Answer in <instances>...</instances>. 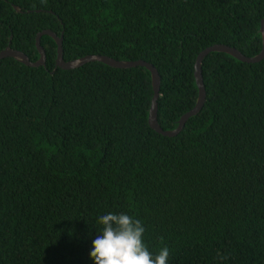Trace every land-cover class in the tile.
<instances>
[{
	"label": "trees",
	"instance_id": "1",
	"mask_svg": "<svg viewBox=\"0 0 264 264\" xmlns=\"http://www.w3.org/2000/svg\"><path fill=\"white\" fill-rule=\"evenodd\" d=\"M263 19L264 0H0V53L36 62L50 30L66 62L150 63L170 131L197 104L199 54L257 56ZM41 45L45 67L0 60V264H95L109 213L139 219L166 264H264V60L209 55L204 108L170 138L150 127L146 68L64 70Z\"/></svg>",
	"mask_w": 264,
	"mask_h": 264
},
{
	"label": "water",
	"instance_id": "2",
	"mask_svg": "<svg viewBox=\"0 0 264 264\" xmlns=\"http://www.w3.org/2000/svg\"><path fill=\"white\" fill-rule=\"evenodd\" d=\"M15 9L19 13L22 12L19 7H15ZM260 33L262 35L263 48L260 54H258L255 57H252V58L246 57L244 54H242L237 49L229 47V46H225V45H215V46L209 47L199 54L196 60V65H195V78H196L197 86L199 89V97H198L197 104L193 110H191L190 112H188L181 118V120L179 121L178 127L175 130H170V131L163 130L158 123V100L160 97L161 77L157 69L150 63H147L145 61H135V62L118 61L113 58H109L107 56H99V55H90V56H86V57H83V58H80L74 61L66 62L64 59L63 36L59 37L56 33L50 30L43 31L42 33H39L37 35L36 46L40 54V58L38 61L32 62L30 58L24 53L12 49L11 44L3 52L0 53V60L6 59V58H13L16 61L28 67H32V68L45 67L47 57H46L45 49L41 45V40L43 36H49L55 40L58 46V50H57L58 55H57V60H56L57 68H61L64 70H75L89 63H96V62L108 65L116 69H131V68H137V67L146 68L151 73L152 82H153V91H154L151 108L149 112L150 127L154 131H156L157 133L165 137L173 138V137L178 136L183 131L186 123L188 122L190 118L197 116L204 108V105L206 102V88L204 84L203 71H202L204 60L212 53H224L243 63H247V64L260 63L264 60V19L262 20V23H261Z\"/></svg>",
	"mask_w": 264,
	"mask_h": 264
},
{
	"label": "clouds",
	"instance_id": "3",
	"mask_svg": "<svg viewBox=\"0 0 264 264\" xmlns=\"http://www.w3.org/2000/svg\"><path fill=\"white\" fill-rule=\"evenodd\" d=\"M102 232L93 240L90 252L95 264H166L169 249L162 248L153 258L143 242L145 227L127 214L109 213L99 217Z\"/></svg>",
	"mask_w": 264,
	"mask_h": 264
}]
</instances>
